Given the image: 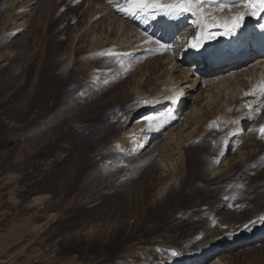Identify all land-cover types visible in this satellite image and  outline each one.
<instances>
[{"label":"rangeland","instance_id":"rangeland-1","mask_svg":"<svg viewBox=\"0 0 264 264\" xmlns=\"http://www.w3.org/2000/svg\"><path fill=\"white\" fill-rule=\"evenodd\" d=\"M98 1L0 0V264H264L256 59L199 85L172 124L144 119L176 102L152 90L149 60L180 59L172 45L195 40L206 2H244L197 0L164 49L129 19L133 1ZM189 131L183 154H163Z\"/></svg>","mask_w":264,"mask_h":264},{"label":"bare ground","instance_id":"bare-ground-1","mask_svg":"<svg viewBox=\"0 0 264 264\" xmlns=\"http://www.w3.org/2000/svg\"><path fill=\"white\" fill-rule=\"evenodd\" d=\"M93 1L99 2L98 0ZM131 1H133V4L131 3L127 10L131 22L140 27L141 29L139 30H145L148 36H155L160 47L164 49L168 43L174 41L173 38L180 30L185 29L184 25L191 23L190 19L194 21L195 14L192 16L191 11L184 12L168 7V5L174 3L162 4L158 0L149 3L146 0H142V3L140 0ZM241 1L244 3L241 5L240 12L237 10L238 7L222 10L219 5H214L216 3L206 2L207 8L203 12L202 28L200 27L201 32L194 33L196 35L195 40L187 42V39L192 35L191 33L190 35L183 36L181 40L179 39V43H183L182 46L172 45V51L178 50L180 52V59L170 58L165 61L163 60L164 57H155L149 60L146 73L159 74V78L153 83L152 90L162 95H172L175 97L176 102L168 109L164 107L156 108L154 114L146 115L144 118L146 121L154 115H162L166 120L165 123L172 124L176 117L171 114L170 110H173L176 104L181 106L178 109L179 111L186 109L192 102V95L199 85L210 83L217 87L226 83L230 78H239L243 74L242 72L238 73L236 69L244 65L241 62L246 60L247 55L250 58L254 57L252 45L256 42L257 37L264 36V13H261V0ZM245 11H248L247 14H244ZM237 18H239V27L233 31H228V28H231V22ZM225 24L227 27L223 26ZM136 29H134L132 35L130 34L132 37L129 36L130 42L134 40V36L137 34ZM201 33H203V36ZM194 42L198 43L197 47H192ZM143 50L142 53L146 56H151L153 53V49L147 46ZM255 61V68H258V70L264 69L263 56L256 57ZM222 64H225L223 67L226 66V70L213 74L215 70L212 67ZM189 65H192V67L188 68L183 75L175 76L177 72H180L184 67ZM192 78L194 79L193 84L189 83ZM262 78H264L263 74L259 76V79ZM197 105L200 106V103H197ZM175 111L177 110L175 109ZM191 132L189 131L186 135L182 136L179 141H174V148L169 149L168 146L164 147L163 154L165 156L171 155L175 149L182 153V146L191 138ZM172 138H175V136L173 135ZM146 139L147 137H143V145L147 141ZM196 194L197 190L195 187L192 196L195 197ZM248 195L247 191L241 197L245 199ZM210 260H212V257H207L190 264H206Z\"/></svg>","mask_w":264,"mask_h":264},{"label":"snow or ice","instance_id":"snow-or-ice-1","mask_svg":"<svg viewBox=\"0 0 264 264\" xmlns=\"http://www.w3.org/2000/svg\"><path fill=\"white\" fill-rule=\"evenodd\" d=\"M140 2L142 3V0H140ZM196 4H197V0H182V2L172 4V5H168V7H172V8L179 9L180 11L188 12V11H192L193 7L196 6ZM261 4H262V6H264V0H261ZM144 6H147V5H144ZM210 18H212V17H210ZM213 26H216V25H213ZM223 26L227 27L226 24ZM238 27H239V18H237L236 20H233L231 22V28H228V31H233ZM201 35L203 36V33H201ZM209 35H211V34H209ZM197 46H198V43H196V42H194L192 44V47H197ZM246 94H248V93H246ZM260 133L262 136H264V126H261ZM172 255L175 256V255H177V253L173 252Z\"/></svg>","mask_w":264,"mask_h":264}]
</instances>
